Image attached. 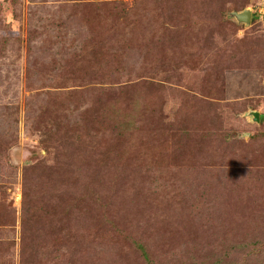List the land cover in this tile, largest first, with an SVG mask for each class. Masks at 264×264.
<instances>
[{
    "label": "rangeland",
    "instance_id": "1",
    "mask_svg": "<svg viewBox=\"0 0 264 264\" xmlns=\"http://www.w3.org/2000/svg\"><path fill=\"white\" fill-rule=\"evenodd\" d=\"M0 264H264V0H0Z\"/></svg>",
    "mask_w": 264,
    "mask_h": 264
},
{
    "label": "water",
    "instance_id": "2",
    "mask_svg": "<svg viewBox=\"0 0 264 264\" xmlns=\"http://www.w3.org/2000/svg\"><path fill=\"white\" fill-rule=\"evenodd\" d=\"M227 16L233 18L238 23L247 25L250 19V8L244 7L241 10H230L227 12ZM244 115L249 121H258V112L256 110L248 109Z\"/></svg>",
    "mask_w": 264,
    "mask_h": 264
},
{
    "label": "trees",
    "instance_id": "3",
    "mask_svg": "<svg viewBox=\"0 0 264 264\" xmlns=\"http://www.w3.org/2000/svg\"><path fill=\"white\" fill-rule=\"evenodd\" d=\"M134 242H136V241H134ZM134 244H135V247L139 250L141 256H142L144 259H146V262H148L149 257H148V255H147L146 251H144V248H143L142 244L139 243V242L134 243Z\"/></svg>",
    "mask_w": 264,
    "mask_h": 264
}]
</instances>
